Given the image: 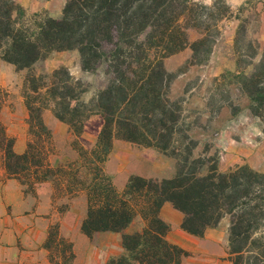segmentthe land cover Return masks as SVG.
Returning a JSON list of instances; mask_svg holds the SVG:
<instances>
[{"label": "trees", "instance_id": "16d2710c", "mask_svg": "<svg viewBox=\"0 0 264 264\" xmlns=\"http://www.w3.org/2000/svg\"><path fill=\"white\" fill-rule=\"evenodd\" d=\"M206 6L194 0H66L60 18L45 12L26 14L12 0H0V61L26 70L22 97L27 110V141L22 153L0 121V152L8 179L28 190L50 182L54 210L63 215L75 200H83L80 232L121 233L122 253L105 264H181L188 253L166 240L168 227L159 218L166 202L183 215L182 230L202 238L207 229L228 220L227 255L232 264H264V173L247 164L221 172L218 159L198 154V142L183 119V110L170 98L173 76L164 60L189 47L194 59L210 55L212 32L228 16L221 1ZM200 37L188 40V31ZM77 51L85 72L105 65V88L89 102L81 101L86 87L60 67L37 76L33 66L53 53ZM251 74L233 75L255 117L264 114V48ZM223 79L225 76L222 77ZM49 112L73 137L76 158L53 165L52 134L43 116ZM263 112V114H262ZM93 115L102 118L94 147L78 139ZM264 134V131H263ZM117 141L154 149L175 161L176 171L161 180L130 175L119 189L106 172ZM57 199L64 204L57 208ZM54 238L59 224L53 225ZM57 237V238H56ZM73 257L72 246L62 253Z\"/></svg>", "mask_w": 264, "mask_h": 264}, {"label": "rangeland", "instance_id": "374dc122", "mask_svg": "<svg viewBox=\"0 0 264 264\" xmlns=\"http://www.w3.org/2000/svg\"><path fill=\"white\" fill-rule=\"evenodd\" d=\"M12 1L19 4L18 0ZM30 1L33 8L25 9L28 16L45 12L50 17H61L66 2V0ZM221 1L229 7V12L227 18L218 23L216 30L212 32L214 45L208 59L205 60V56L194 59L191 49L187 47L178 54L166 58L164 67L174 78L170 87V98L179 102L183 110V119L192 129L190 135L199 144L197 153L201 155L207 150L206 157L217 158L219 170L227 172L246 163L225 166L226 152L215 146L217 140L229 136L237 143H245L249 148L252 147L248 145L251 142L255 147L256 143L258 146H264V114L262 112V118L253 116L249 110L248 99L233 83V75L251 74L253 66L260 60L264 48V0H194L206 6L216 5L215 11H218ZM199 37L198 32L188 31L190 43ZM60 67L67 68L70 74L86 87V92L81 97L84 103L89 102L98 91L105 88L108 81L104 64L94 71H83L75 50L45 56L33 66L32 72L37 76H47ZM26 75V70L16 71L13 66L0 61V121L7 126L8 134L16 139L17 153H20L18 145L24 147L27 141V110L22 97L23 80ZM43 119L52 134L54 150L52 164L58 165L76 158V152L72 147L73 137L68 127L57 121L49 112L44 113ZM101 127L102 118L99 115L91 116L85 125V136L83 132L78 139L84 149L90 150L94 147ZM115 144L118 156L111 166L116 175H110L108 170L106 172L119 189L124 187L130 175L161 180L172 177L176 171L175 161L154 149L121 141ZM113 151L114 148L108 159L112 157ZM261 152H264V149ZM263 158L264 154L261 159L258 156L256 163L264 165ZM121 163L124 164L122 165L124 168L116 171V165L120 166ZM140 171L144 176L137 173ZM64 203V200L57 199L55 205L60 208ZM70 208L66 215H59L55 211L54 215L44 216L49 219V225L48 235L42 243V258L49 250L48 257L52 264H76L75 253L82 255L88 246L96 245L94 242L84 244L77 241L75 226L84 217V201L75 200ZM64 220L71 226V231L67 232L65 238L61 236L67 242L61 244L57 237L54 238L56 233L53 225ZM227 227L228 220L223 219L218 231L220 232L222 228L226 230ZM137 229V224L129 228ZM58 235L60 236L59 229ZM69 243L72 246V258L69 254L66 256L62 254L67 250Z\"/></svg>", "mask_w": 264, "mask_h": 264}, {"label": "crops", "instance_id": "0c3cea01", "mask_svg": "<svg viewBox=\"0 0 264 264\" xmlns=\"http://www.w3.org/2000/svg\"><path fill=\"white\" fill-rule=\"evenodd\" d=\"M18 2L24 9L31 10L33 8V3L30 0H18ZM52 18L60 17L52 16ZM83 132L85 136V127ZM248 145L252 147L249 148L245 143H237L229 136L222 137L215 143L217 148L226 152L225 166L246 163L251 168L264 172V165L256 163V158L259 156L261 159L264 154L261 152L264 146H258L256 143L255 147L252 142ZM18 148L21 153L25 146L18 145ZM115 149H117V144H114L112 157L108 159L105 167L110 175H116L111 166L118 156ZM122 165L124 164L116 165V171L122 170L124 168ZM137 173L144 176L142 171ZM52 195L53 187L50 182L38 184L34 189L28 190L16 180L8 179L2 166L0 152V264L53 263L48 257L49 250L44 254V259L42 258V243L48 235L49 225V219L44 216L55 213ZM65 213L63 215H66ZM159 218L168 227L166 235L168 243L188 253V256L182 259L181 264H232L227 255V229L222 228L219 232L220 224L216 228L207 229L202 238L188 234L181 228L182 213L168 202L162 205ZM81 220L75 226L77 241L84 244L94 242L96 245L88 246L87 251L82 255L75 253L76 264H105L109 257H115L122 253V235L136 232V230H129L131 227L129 226L121 233H97L88 238L80 232ZM58 224L60 237L65 238L67 232L71 231V226L65 220Z\"/></svg>", "mask_w": 264, "mask_h": 264}]
</instances>
